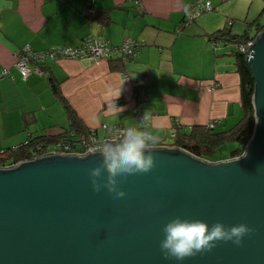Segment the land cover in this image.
Segmentation results:
<instances>
[{
	"label": "crops",
	"instance_id": "crops-1",
	"mask_svg": "<svg viewBox=\"0 0 264 264\" xmlns=\"http://www.w3.org/2000/svg\"><path fill=\"white\" fill-rule=\"evenodd\" d=\"M196 1L0 0V71L11 75L0 80V150L29 133L70 129L66 106L99 134L105 124L138 127L169 146H177L173 132L210 122L218 131L235 127L245 112L237 44L229 38L264 28V0H203L213 10L185 25L184 10ZM89 36L145 44L128 62L46 59L44 72L26 80L16 67L24 49L75 48Z\"/></svg>",
	"mask_w": 264,
	"mask_h": 264
},
{
	"label": "water",
	"instance_id": "water-1",
	"mask_svg": "<svg viewBox=\"0 0 264 264\" xmlns=\"http://www.w3.org/2000/svg\"><path fill=\"white\" fill-rule=\"evenodd\" d=\"M250 53L255 54L249 60ZM255 124L239 156L219 161L156 146V167L121 177L115 199L93 191L99 153H52L0 167V264H264V28L246 50ZM180 216L247 224L242 245L165 259L162 227Z\"/></svg>",
	"mask_w": 264,
	"mask_h": 264
},
{
	"label": "clouds",
	"instance_id": "clouds-1",
	"mask_svg": "<svg viewBox=\"0 0 264 264\" xmlns=\"http://www.w3.org/2000/svg\"><path fill=\"white\" fill-rule=\"evenodd\" d=\"M254 58L255 54L250 53L248 59L251 61ZM158 143L159 137L152 132L128 127L121 133L119 141H106L89 148V155L99 153L102 156L99 165L89 169L93 191L99 193L107 189L115 199L123 198L126 192L120 187L121 177L126 179L129 175L148 173L155 168L153 149ZM253 231L243 223L226 227L223 222L217 221L210 226L204 220L176 216L163 225L160 248L165 259L183 261L210 252L218 241L242 245L244 237Z\"/></svg>",
	"mask_w": 264,
	"mask_h": 264
},
{
	"label": "trees",
	"instance_id": "trees-1",
	"mask_svg": "<svg viewBox=\"0 0 264 264\" xmlns=\"http://www.w3.org/2000/svg\"><path fill=\"white\" fill-rule=\"evenodd\" d=\"M216 35L227 36L228 34L219 31L216 33ZM255 38L256 36H250L248 33H244L239 36H232V38H229V40L233 41L236 44H239L249 40H254ZM44 64L45 61L38 63L43 72ZM237 66L241 76L242 103L245 112L244 118L235 127L225 131H218L215 129V127L210 128V126L207 124L206 126L194 127L191 129L190 133L181 136H177V133L174 132L175 135L174 137H172L175 139L177 138L175 143L177 146L186 149L187 151L200 158L208 159L210 161H218V158H213L215 153L225 143L234 141L238 144V147L231 152L230 158L242 154L246 144L252 137L255 124L253 107L254 80L246 64V55L240 52L239 49L237 52ZM54 89L57 92L58 89L56 86ZM66 108L68 109L69 117L71 120L70 129H67L60 134H56L53 136L48 135L47 133H29L28 138L19 146L2 150H4L7 155L12 157L15 162H19L21 160L31 159V157L38 155L44 151L47 152V147L49 151L55 150L54 148L52 149V147L47 146L48 144H60L61 146H57L56 150L61 151V147H63L64 143H66L67 141H70L72 143L74 140H76V138L80 137V135L90 136V134L95 133L94 136H97L99 139L103 137V130L102 133L99 134L98 131L85 127L75 111L68 106H66ZM72 133H75V135H71ZM42 143L47 146L43 149V151L37 149L39 144L41 145ZM158 144L163 145L161 142H159ZM74 150L80 151L82 149L77 145L75 146Z\"/></svg>",
	"mask_w": 264,
	"mask_h": 264
},
{
	"label": "built area",
	"instance_id": "built-area-1",
	"mask_svg": "<svg viewBox=\"0 0 264 264\" xmlns=\"http://www.w3.org/2000/svg\"><path fill=\"white\" fill-rule=\"evenodd\" d=\"M139 4V1H137ZM141 6V4H139ZM213 10V5L211 1L197 0L195 3L188 5L184 10V24L189 25L196 21L203 14L208 13ZM89 12L88 9L83 10L84 13ZM253 40L246 41L244 43L237 44L240 52L246 55V50ZM145 43L133 40L131 38L125 39L121 44L114 45L109 40L98 39L95 37H86L82 40L78 47H68V46H57L51 47L43 52H36L30 50V48L24 49L18 56L16 63L17 69L20 71L22 78L26 80L31 74L38 73L42 74L43 70L38 65V63L46 61V59H62V58H88V59H110L114 56L122 59L123 62H128L132 60L134 55L141 49ZM5 77H11L9 69H4L0 71V80ZM13 80V78H12ZM210 128L216 126V122H210L208 124ZM103 137L99 139L94 136L95 133L90 134V136H81L76 138L72 143L67 141L61 147V151H57L56 147L61 146L60 144H48L47 146L54 148L55 150H48V147L44 144L38 146V150H43L47 147V152L44 151L38 155H47L52 153H62V154H86L91 147H96L106 141L117 142L121 138V133L125 128L118 125H103ZM71 135H75L72 133ZM175 133L173 132V137ZM81 148L82 150H74L75 146ZM156 146H165L159 145ZM168 146V145H166ZM16 149V148H15ZM5 155V156H2ZM3 158V159H1ZM23 161V160H21ZM20 162V161H19ZM12 157L7 155L4 150L0 151V167H8L16 164Z\"/></svg>",
	"mask_w": 264,
	"mask_h": 264
},
{
	"label": "rangeland",
	"instance_id": "rangeland-1",
	"mask_svg": "<svg viewBox=\"0 0 264 264\" xmlns=\"http://www.w3.org/2000/svg\"><path fill=\"white\" fill-rule=\"evenodd\" d=\"M262 22H264V19H262ZM237 147H238V144L236 142H234V141L227 142L215 153L213 158H217V157L219 158V157H222V156H229L231 154V152L233 150H235Z\"/></svg>",
	"mask_w": 264,
	"mask_h": 264
},
{
	"label": "bare ground",
	"instance_id": "bare-ground-1",
	"mask_svg": "<svg viewBox=\"0 0 264 264\" xmlns=\"http://www.w3.org/2000/svg\"><path fill=\"white\" fill-rule=\"evenodd\" d=\"M28 143V142H27ZM43 144V143H42ZM40 145V144H39ZM43 151V150H42Z\"/></svg>",
	"mask_w": 264,
	"mask_h": 264
}]
</instances>
